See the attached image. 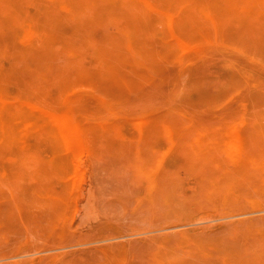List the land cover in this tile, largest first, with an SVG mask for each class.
<instances>
[{
    "label": "rangeland",
    "instance_id": "rangeland-1",
    "mask_svg": "<svg viewBox=\"0 0 264 264\" xmlns=\"http://www.w3.org/2000/svg\"><path fill=\"white\" fill-rule=\"evenodd\" d=\"M154 1L0 0V264H264V5L199 0L212 19ZM46 112L79 122L88 152L64 156ZM235 134L244 161L228 151Z\"/></svg>",
    "mask_w": 264,
    "mask_h": 264
},
{
    "label": "bare ground",
    "instance_id": "bare-ground-1",
    "mask_svg": "<svg viewBox=\"0 0 264 264\" xmlns=\"http://www.w3.org/2000/svg\"><path fill=\"white\" fill-rule=\"evenodd\" d=\"M48 1H50V2H52V3H55V4H57V5H60L61 7H63V8H67V9H69V10H72L73 8L74 9H76V7L74 6V7H71V0H48ZM132 1H134V2H136L137 4H139V5H141V6H144L146 9H149V10H151V11H157V10H159V9H161L163 6H162V4L161 3H157L156 1H154V0H132ZM37 2H39V1H37ZM176 5H177V8L179 7L181 10H182V12H188L189 10H191V7H192V5L193 4H198V5H201L200 6V9H201V11H202V13L204 14V15H206V17H210V18H212V19H214L215 17L213 16V11L210 9V7H207V6H204L203 5V2L201 1H199V0H175V1H173ZM75 4H76V2H74ZM255 4H257V5H264V0H246V3L244 2V3H242L240 6H239V12L240 11H251V9L253 8V6L255 5ZM77 6V5H76ZM162 6V7H161ZM44 7V6H43ZM45 8V7H44ZM47 8V7H46ZM6 9V8H5ZM43 9V8H42ZM77 9H78V6H77ZM76 9V10H77ZM22 10V9H21ZM15 11V10H14ZM17 11H19L18 9H17ZM23 11V10H22ZM44 12H45V10H43ZM46 11L48 12H46L47 14H50L49 13V11H48V9H46ZM26 12V11H25ZM51 12V11H50ZM15 14V13H14ZM24 11H23V16H24ZM46 14V15H47ZM108 14V13H107ZM163 16L167 19V21H168V23H172V22H174L175 20H178L179 19V17H180V12L179 11H177V10H167V11H163ZM17 15V14H16ZM22 15V14H21ZM35 16H36V14H34ZM33 15V16H34ZM63 15V14H62ZM22 16V17H23ZM34 16V17H35ZM43 16H44V14H43ZM107 16H109V15H107ZM11 17V16H10ZM51 17V16H50ZM59 17L61 18V16L59 15ZM59 17H58V19H59ZM17 18V17H16ZM21 17H19V19H20ZM33 18V17H32ZM37 18V17H36ZM40 18H43V17H40ZM10 20H11V22H12V19L11 18H9ZM57 19V18H56ZM56 19H55V21H56ZM35 20V19H34ZM1 21V20H0ZM59 21V20H58ZM38 22H39V18H38ZM45 22H46V20H45ZM2 23V22H1ZM5 23H7V22H5ZM59 23V22H58ZM57 23V24H58ZM61 23H62V21H61V19H60V24H58V25H60L61 26ZM99 23V22H98ZM3 24V23H2ZM13 24H14V22H13ZM43 24V23H42ZM46 23H44V25H45ZM100 24V23H99ZM8 26H9V24H7ZM7 25H5V27L7 26ZM12 25V24H11ZM46 25H48V24H46ZM3 26V25H2ZM18 26H20V25H18ZM49 26V25H48ZM57 26V25H56ZM50 27H52V26H50ZM4 28V27H3ZM6 28H8V27H6ZM41 28H42V25H41ZM45 28V27H44ZM55 28V27H54ZM82 28V27H81ZM56 29V28H55ZM178 29V28H177ZM6 30V29H5ZM57 30V29H56ZM59 30V29H58ZM9 31H11V28L8 30V32ZM35 31H37L33 26H32V24L30 23V22H28V21H26V22H24L23 24H22V28H21V32L22 33H24V35L25 36H27V35H31L32 33H34ZM60 31V30H59ZM62 31V30H61ZM60 31V32H61ZM64 31V30H63ZM62 31V32H63ZM69 31V30H68ZM68 31H66V32H68ZM137 31H139V29H137ZM136 30H135V32H137ZM221 31V30H220ZM38 32L44 37V39H46V36L48 35L47 34V32H45L44 30H38ZM65 32V31H64ZM135 32H134V34H135ZM6 33V32H5ZM11 32H9V34H10ZM50 33H52V32H50ZM140 33H141V31H140ZM4 34V32L3 33H1L0 35H3ZM59 34H61V33H59ZM64 34V33H63ZM66 35H67V33H66ZM70 35V34H69ZM137 35H140L139 33L137 34ZM57 36V35H56ZM101 36H102V34H101ZM136 36V35H135ZM229 36V35H228ZM227 36V40H228V38L230 39V36L228 37ZM13 38V37H12ZM236 38H237V36H236ZM6 40H9L8 38H5ZM13 39H15V37L13 38ZM114 39H116V41H119V39L117 40V38H114ZM249 40V39H248ZM239 41V40H238ZM240 41H241V39H240ZM178 42H179V44H180V46L181 47H183L184 49H188V48H191V46H192V44L191 43H189L188 41H186V40H184L183 38L182 39H179L178 40ZM202 42H204V41H202ZM229 42V41H228ZM232 42V41H231ZM242 43H243V41H241ZM246 42V41H245ZM6 43V42H5ZM78 43V42H77ZM77 43H75V45L77 44ZM230 43V42H229ZM233 43V42H232ZM240 43V42H239ZM241 43V44H242ZM247 43V42H246ZM159 44V43H158ZM3 45H5V44H3ZM12 45V44H11ZM242 45H244V44H242ZM59 46H61V45H59ZM76 46H79L78 44L76 45ZM158 46V48L157 49H159V45H157ZM244 46H246V45H244ZM261 47H262V45H260ZM260 46H258V48L260 47ZM156 48V47H155ZM3 49V48H2ZM8 49V48H7ZM243 49H244V47H243ZM249 49V48H248ZM264 49V48H263ZM23 50H25V49H23ZM247 50V49H246ZM258 50V49H257ZM9 52H11L10 50H8ZM7 51V52H8ZM22 51V50H21ZM25 51H27V50H25ZM30 51V50H29ZM29 51H27V54L29 53ZM152 51V50H151ZM247 51H249V50H247ZM1 52V51H0ZM31 52H32V50H31ZM37 52V51H36ZM35 52V53H36ZM164 52V51H163ZM166 52V51H165ZM253 52V51H252ZM2 53V52H1ZM25 53V52H24ZM167 53V52H166ZM170 53V52H169ZM194 53V52H193ZM257 53V52H256ZM262 53V52H261ZM9 54V53H8ZM7 54V55H8ZM11 54V53H10ZM21 54V53H20ZM26 54V53H25ZM37 54V53H36ZM42 53H40V54H38V55H36L35 56V58L34 59H36V57H40L41 58V56L43 57V55H41ZM44 54V53H43ZM152 54V53H151ZM151 54H150V56H151ZM172 54H173V52H171V57H172V59H173V56H172ZM201 54V53H200ZM254 54H255V52H254ZM23 55V54H22ZM21 55V56H22ZM29 55V54H28ZM41 55V56H40ZM49 55V54H48ZM119 55H122V54H119ZM164 56H166L165 54H163ZM199 55V54H198ZM32 56H34V55H32ZM31 56V57H32ZM47 56V55H46ZM110 56H112V58L114 59V57H118V55L117 56H114V55H112L111 53H110ZM114 56V57H113ZM123 56V55H122ZM169 56V55H168ZM191 56H193L192 54H191ZM256 56H259V55H256ZM8 57V56H7ZM23 57V56H22ZM26 57H28V56H26ZM26 57L24 58V59H26ZM38 57V58H39ZM196 57H197V55H196ZM195 57V58H196ZM28 58H30V57H28ZM124 58V57H123ZM151 58H152V56H151ZM155 59H156V57H154ZM197 58H199V56L197 57ZM31 59V58H30ZM32 59H33V57H32ZM34 59H33V61H34ZM125 59V58H124ZM7 60V59H6ZM38 60V59H37ZM36 60V61H37ZM40 60V59H39ZM120 60V59H119ZM123 60V59H122ZM149 60V59H148ZM168 60H170V58H168ZM262 60V59H261ZM14 61H18V60H14ZM25 61H28V60H25ZM32 61V60H31ZM33 61H32V63H33ZM42 61V60H41ZM155 61H157V60H155ZM171 61V60H170ZM169 61V62H170ZM216 61V60H215ZM3 62V61H2ZM39 62L40 61H38V63L37 62H34V64L35 65H40L39 64ZM43 62V61H42ZM121 62V64H123L124 63V61H119V63ZM127 62V61H126ZM154 62V61H153ZM264 62V61H263ZM29 64H30V62H28ZM37 63V64H36ZM162 63H164L163 61H162ZM166 63V62H165ZM2 63H0V65H1ZM29 64L28 65H26L27 66V68H29L28 66H29ZM160 65V64H159ZM22 66H24V65H22ZM32 66V64L30 65V67ZM34 66V65H33ZM49 66V65H48ZM56 66H57V64H56ZM96 66V65H95ZM161 66H163V64H161L160 65V67ZM166 66H168L167 64H166ZM54 69H56L55 67H54V65L52 66ZM51 67V68H52ZM60 67V66H59ZM123 68H124V66H122ZM125 67H127V66H125ZM159 67V66H158ZM159 67V69H158V72H159V70H161V68ZM216 67V66H215ZM37 68V67H36ZM41 68V67H40ZM40 68L39 69H37V71L38 70H40ZM58 68V67H57ZM134 68V67H133ZM163 68V67H162ZM197 68H200V67H197ZM197 68H196V71H197ZM19 69V68H18ZM53 69V70H54ZM59 69V68H58ZM61 69V68H60ZM128 69V68H127ZM130 69V68H129ZM135 69V68H134ZM227 69V68H226ZM17 70V69H16ZM20 70H22V68L20 67ZM19 70V71H20ZM32 69H28V71H31ZM34 70H35V68H34ZM33 70V71H34ZM52 70V69H51ZM126 70V69H125ZM136 70V69H135ZM202 71H204L203 69H201ZM228 70V69H227ZM6 71V70H5ZM27 71V72H28ZM33 71L31 72V73H33ZM55 71V70H54ZM140 71H143L142 69L140 70ZM195 71V72H196ZM198 71H200V70H198ZM224 71H225V69H224ZM7 72V71H6ZM5 72V73H6ZM18 72V71H17ZM21 72V71H20ZM57 72V71H56ZM81 72H82V70H81ZM81 72L79 73V74H81ZM131 72V71H130ZM129 72V76L131 75V73ZM139 72V71H138ZM194 72V71H193ZM192 72V73H193ZM194 72V73H195ZM205 72V71H204ZM226 72V71H225ZM228 72H232V70L230 71H228ZM23 73H25V72H23ZM58 73H61V74H64V72L62 73V71H58ZM95 73V72H94ZM97 73V72H96ZM132 73H134L133 71H132ZM216 73H218V72H216ZM222 73H223V71H222ZM26 74V73H25ZM53 74V76L55 75V73L54 72H52V73H50V75H52ZM79 74H78V77H79ZM90 74V73H89ZM97 74H99V73H97ZM159 74V73H158ZM160 74H162V73H160ZM196 74H198L197 72H196ZM231 74H233V73H231ZM234 74H235V72H234ZM4 75V74H3ZM99 75H101V74H99ZM128 75V74H127ZM134 75V74H133ZM137 75H138V73H137ZM142 76L140 77L139 75V79L140 78H142L143 77V72H142V74H141ZM220 75V74H219ZM226 75H227V73H226ZM238 75V74H237ZM49 76V75H48ZM52 76V77H53ZM114 76H115V74H114ZM122 76V74L120 75V77ZM191 76V75H190ZM200 76V74H198V76L197 77H199ZM223 77H224V75H222ZM232 76H234L235 77V75H232ZM231 76V77H232ZM4 77V76H3ZM15 78V77H17V76H12V78ZM18 77H19V74H18ZM47 77V76H46ZM77 77V78H78ZM81 77V76H80ZM135 77H137V76H135ZM193 78H194V76H192ZM192 77H191V79H192ZM196 77V76H195ZM210 77V76H209ZM219 77V76H218ZM231 77L229 78V80H231ZM6 78V77H5ZM11 78V76H10V79H12ZM22 78V77H21ZM49 78H50V76H49ZM54 78H56V76H54ZM88 78V77H87ZM90 78V77H89ZM102 78V77H101ZM116 78V77H115ZM132 78H134V76L132 77ZM132 78H131V80H132ZM144 78V77H143ZM143 78H142V80L141 81H144L143 80ZM145 78H148V77H145ZM144 78V79H145ZM225 78V77H224ZM9 79V76L5 79V81L6 80H8ZM51 79V78H50ZM81 79V78H80ZM234 79V78H233ZM23 79H21V81H22ZM99 81V79H96V80H94V81ZM101 80V82H103V80L102 79H100ZM105 80H106V78H105ZM113 80V79H112ZM112 80L110 79V81L112 82ZM119 80V79H118ZM135 80H136V78H135ZM147 81H149L148 79H146ZM145 80V82H147ZM152 80V79H151ZM193 80V79H192ZM202 80V79H201ZM228 80V81H229ZM236 80V79H235ZM237 80H239V79H237ZM9 81V80H8ZM24 81V80H23ZM55 81V80H54ZM90 81H92L91 79H90ZM137 81H138V79H137ZM140 81V80H139ZM197 81H199V80H197ZM227 81V80H226ZM7 82V81H6ZM13 82V81H12ZM14 82H16V81H14ZM30 82H31V80H30ZM101 82H100V84H101ZM107 80H106V84H107ZM119 82H121V81H119ZM126 82V81H125ZM144 82V83H145ZM23 83V82H22ZM60 83H62L63 84V82H60ZM69 83V82H68ZM109 83V82H108ZM141 83V82H140ZM188 83V82H187ZM199 83H200V81H199ZM208 83H210V82H208V80H207V84ZM10 84H12V83H10ZM14 84V83H13ZM19 84H20V82H19ZM24 84V83H23ZM96 84V83H95ZM104 84V82L102 83V85ZM122 84V88L124 89V85H123V82L121 83ZM127 84V83H126ZM142 84V83H141ZM9 84H8V82H7V84H6V86H8ZM64 85V84H63ZM199 85V84H198ZM14 86H16V84L14 85ZM60 86V85H59ZM104 87H105V84L103 85ZM103 86H101L100 85V87H103ZM136 86V85H135ZM212 85L210 84V87H211ZM128 87H130L129 85H128ZM198 87V86H197ZM196 87V88H197ZM201 87V86H200ZM207 87H208V85H207ZM209 87V88H210ZM7 88V87H6ZM6 88H5V90H6ZM30 88V87H29ZM60 88V87H59ZM64 88H66V86L64 87ZM82 88V87H81ZM90 88V87H89ZM94 88H95V86H94ZM93 88V89H94ZM97 88H99V86L97 87ZM106 88V87H105ZM196 88H195V90H196ZM9 89V88H8ZM61 89V88H60ZM213 89V88H212ZM81 90V89H80ZM86 90V89H85ZM88 90V89H87ZM100 90V89H99ZM193 90V89H192ZM223 90V89H222ZM221 90V91H222ZM6 91H8V90H6ZM38 91V90H37ZM53 91V90H52ZM194 91V90H193ZM219 91V90H218ZM220 91V92H221ZM93 92V91H92ZM211 92V91H210ZM224 92V91H223ZM9 93V92H8ZM20 93V92H19ZM95 93V92H94ZM105 93V92H104ZM125 93H126V90H125ZM51 93H49V95H50ZM99 94V93H98ZM106 94H108V91L106 92ZM106 94H103V96L105 95V97H107L108 98V96H106ZM110 94V95H109ZM109 97L111 96V93L109 92ZM196 94V93H195ZM214 94V93H213ZM216 94V93H215ZM214 94V95H215ZM218 94H222V93H217V95ZM23 95H25V94H23ZM113 95V94H112ZM122 95L124 96H126V94H123L122 93ZM26 96V95H25ZM51 96H53V95H51ZM55 96V95H54ZM53 96V97H54ZM101 96H102V94H101ZM216 96V95H215ZM222 96V95H221ZM50 97V96H49ZM113 97L114 98H118V97H115L114 95H113ZM113 97H112V99H113ZM120 97V99L118 98L117 100L119 101V100H122V102L123 103H125V101H126V98H125V100H123V99H121V95L119 96ZM250 97V96H249ZM256 97V96H255ZM123 98V97H122ZM183 98V97H182ZM198 98H199V96H198ZM215 98V97H214ZM253 98H254V96H253ZM35 98H33V100H34ZM51 99H53L52 97H51ZM114 100L113 102H117V100ZM185 99V98H184ZM250 99H251V97H250ZM255 99V98H254ZM55 100V99H54ZM110 100H111V98H110ZM194 100V99H193ZM192 100V101H193ZM196 100H197V98H196ZM209 101L210 100H213L212 98L211 99H208ZM207 100V101H208ZM215 100V99H214ZM57 101V100H56ZM75 101H76V99H75ZM189 101V100H188ZM207 101H206V103H207ZM35 102V101H34ZM77 102V101H76ZM120 102V101H119ZM122 102H120V103H122ZM126 102H128V101H126ZM190 102H191V99H190ZM122 103V104H123ZM184 103V102H183ZM189 103V102H188ZM193 104H195L194 102H193ZM192 104V105H193ZM200 104V103H199ZM198 104V105H199ZM209 104V103H208ZM118 105V104H117ZM121 105V104H120ZM126 105H128V103L126 104ZM187 105V104H186ZM119 106V105H118ZM197 106V105H196ZM205 106V105H204ZM34 108H35V106H33ZM125 107V106H124ZM95 109H97V108H95ZM189 109V108H188ZM190 110V109H189ZM96 111V110H95ZM129 111V110H128ZM188 111V110H187ZM189 112V111H188ZM95 114L97 113H99L98 111H96V112H94ZM90 114H92V113H90ZM94 114V115H95ZM103 114V113H102ZM130 114H133V113H130ZM135 114V113H134ZM45 115H47V117L48 118H50V120L52 121V122H54L55 124H57V125H60L61 126V128H59L58 130V133L61 135V138H63L64 139V142H65V146H66V149H67V152H63V155L64 156H67V154L66 153H68L69 151H71L70 149H69V147H71L73 144L77 147L76 148V152H77V155L78 156H82V155H84V154H86L87 152H88V150H89V148H90V145L89 144H87V142L85 141V139H84V137H83V135H82V129H83V126L81 125V124H79V122H74V121H72V120H70L69 118L68 119H66V120H64L63 118H61L60 116H58L57 114H55V113H51V112H46L45 113ZM99 115H101L100 113H99ZM195 115V114H194ZM143 123H145V119H143V118H140L139 119V124H143ZM33 124H35L34 122H33ZM30 125H32V123H30ZM65 128H67L68 130L67 131H65L64 129ZM264 138V137H263ZM247 139H246V137L243 135H240V134H235V135H232V138H231V140H230V142H229V144H228V148H229V152L230 153H238L239 155H240V157H239V159H241L242 161H244L245 159H246V157L245 156H243V154H245L246 152V144H247V141H246ZM94 143V142H93ZM109 144V143H108ZM112 144V146L114 145V143H111ZM117 145V144H116ZM115 145V146H116ZM108 146V145H107ZM111 146V145H110ZM111 146V147H112ZM114 147V146H113ZM93 152V154H94V151H92ZM96 152V151H95ZM3 153H5V152H3ZM222 153V152H221ZM172 154V153H171ZM226 154V153H225ZM5 155V154H4ZM172 156L173 155H171V158H172ZM175 157V156H174ZM222 159V158H221ZM223 160V159H222ZM229 163V162H228ZM226 165V164H225ZM223 166H224V164H223ZM77 171H75L74 172V174H73V176L75 177V178H77V173H76ZM38 180V179H37ZM36 180V181H37ZM56 187V186H55ZM56 189V188H55ZM59 189V188H58ZM26 195V194H25ZM30 195V194H29ZM33 196H34V194H32ZM65 195H68L67 193L66 194H64V197H65ZM1 196V195H0ZM35 197V196H34ZM1 198V197H0ZM66 198V197H65ZM3 199V198H2ZM33 199V198H32ZM35 199V198H34ZM38 200V199H37ZM32 201V200H31ZM35 201H36V199H35ZM26 202H30V201H26ZM34 202V201H33ZM57 203V202H56ZM2 204V206L4 205V202L3 203H1ZM0 204V205H1ZM6 204H8V203H6ZM28 204V203H27ZM30 204H32L31 206H33V204L34 203H30ZM57 204H59V203H57ZM60 205V204H59ZM59 205H57V206H59ZM5 206H7V205H5ZM61 206H62V204H61ZM8 207V206H7ZM6 207V208H7ZM28 207L30 208V206H29V204H28ZM36 207V206H35ZM3 208H5V207H3ZM5 208V209H6ZM9 209H12V207H8ZM33 208V207H32ZM53 208H55L56 209V206L55 207H53ZM31 209V208H30ZM58 209H61V211H63L62 210V208L61 207H58ZM58 209H56V211H58ZM0 210H2V209H0ZM13 210V209H12ZM12 210H10V212L12 211ZM35 210V209H34ZM36 210H38L37 208H36ZM5 211V210H4ZM8 209H7V212H6V214L8 213ZM32 211V210H31ZM30 211V212H31ZM40 211V210H39ZM56 211H55V213H56ZM2 212V211H1ZM14 212V211H13ZM33 212V211H32ZM31 212V213H32ZM41 212V211H40ZM16 213V212H15ZM13 214V215H16V216H18V217H20L19 216V214L17 215V214ZM27 213H28V209H27ZM44 213H45V211H44ZM48 213V212H47ZM53 213V212H52ZM9 214V213H8ZM11 215H12V213H10ZM26 214V213H25ZM34 214V213H33ZM43 214V213H42ZM0 215H1V213H0ZM32 215V214H31ZM52 215V214H51ZM50 215V216H51ZM2 216V215H1ZM24 216V215H23ZM48 216H49V214H48ZM49 216V217H50ZM54 216H56V214H54ZM33 217H34V215H33ZM56 217H58V215L56 216ZM8 218H9V216H8ZM46 218V217H45ZM48 218V217H47ZM52 218V217H51ZM38 219V218H37ZM7 220V217H6V219L4 220V221H6ZM0 221H2V219L0 218ZM49 221H50V218H49ZM52 222L54 223V219H52ZM51 223V222H50ZM7 225V224H6ZM8 227V226H7Z\"/></svg>",
    "mask_w": 264,
    "mask_h": 264
}]
</instances>
